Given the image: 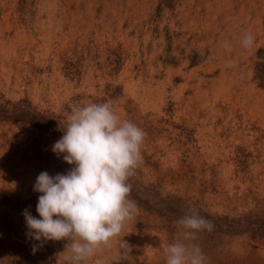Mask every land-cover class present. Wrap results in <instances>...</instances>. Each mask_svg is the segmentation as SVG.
<instances>
[{
  "label": "rangeland",
  "instance_id": "rangeland-1",
  "mask_svg": "<svg viewBox=\"0 0 264 264\" xmlns=\"http://www.w3.org/2000/svg\"><path fill=\"white\" fill-rule=\"evenodd\" d=\"M89 101L146 133L119 264H165L190 206L214 224L206 264H264V0H0V264H62L67 241L34 252L22 212L72 167L51 148Z\"/></svg>",
  "mask_w": 264,
  "mask_h": 264
},
{
  "label": "clouds",
  "instance_id": "clouds-1",
  "mask_svg": "<svg viewBox=\"0 0 264 264\" xmlns=\"http://www.w3.org/2000/svg\"><path fill=\"white\" fill-rule=\"evenodd\" d=\"M254 44L251 34L241 41L246 50ZM223 47L231 50L230 42ZM62 123L63 135L51 150L72 167L54 176L42 171L36 177L33 191L41 194L38 218L23 210L26 236L38 242L34 252L48 241H67L62 264H108L105 253L119 238V258L113 261L119 264L131 251L121 233L140 211L129 199L130 181L143 164L146 133L130 120H122L111 102L72 105ZM176 224L172 242L163 248L165 264H206L197 241L201 233L213 231L214 224L192 206Z\"/></svg>",
  "mask_w": 264,
  "mask_h": 264
}]
</instances>
